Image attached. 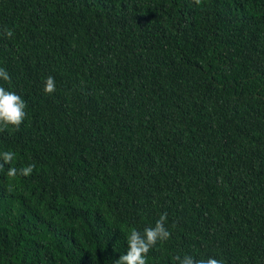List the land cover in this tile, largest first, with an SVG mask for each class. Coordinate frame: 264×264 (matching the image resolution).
I'll list each match as a JSON object with an SVG mask.
<instances>
[{
  "label": "trees",
  "instance_id": "16d2710c",
  "mask_svg": "<svg viewBox=\"0 0 264 264\" xmlns=\"http://www.w3.org/2000/svg\"><path fill=\"white\" fill-rule=\"evenodd\" d=\"M0 68V264H116L162 213L147 264H264V0H0Z\"/></svg>",
  "mask_w": 264,
  "mask_h": 264
},
{
  "label": "clouds",
  "instance_id": "9594fccd",
  "mask_svg": "<svg viewBox=\"0 0 264 264\" xmlns=\"http://www.w3.org/2000/svg\"><path fill=\"white\" fill-rule=\"evenodd\" d=\"M199 3V0H197ZM7 36L11 38L13 32L7 31ZM0 126L19 129L26 118L27 104L25 100L15 91L5 87V84H11V76L7 70L0 68ZM56 90V83L53 77H48L44 82L43 91L46 95L54 93ZM15 154L12 151L0 152V159L5 163L14 161ZM33 171V166L28 165L19 170L22 176H28ZM18 174L16 167H10L7 175L15 177ZM167 223V213H162L159 219L155 222L154 227H145L143 231L131 228L126 236L127 251L120 255L116 260V264H147L148 255L150 251L157 246L158 242L167 240L171 233L165 227ZM179 264H220L215 258L207 260L195 261L191 256L185 255L182 259L176 258Z\"/></svg>",
  "mask_w": 264,
  "mask_h": 264
}]
</instances>
